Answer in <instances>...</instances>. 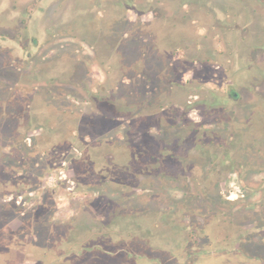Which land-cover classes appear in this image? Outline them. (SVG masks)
<instances>
[{"label": "rangeland", "instance_id": "obj_1", "mask_svg": "<svg viewBox=\"0 0 264 264\" xmlns=\"http://www.w3.org/2000/svg\"><path fill=\"white\" fill-rule=\"evenodd\" d=\"M99 2L0 0V164L10 171L8 181L0 177V264L39 263L43 256L24 250L41 243L55 248V258L71 252L51 258L53 264H93L84 253L96 245L113 254H141L131 261L139 264H264V2L233 3L239 11L227 19L232 29L222 36V21H213L214 31L202 29L224 54L193 69L203 84L201 103L189 114L195 132L153 129L146 138L150 146L158 140L187 159L166 162L171 175H150L133 197L120 191L127 182L106 178L111 157L97 141L103 133L113 135L97 118L100 109L113 107L101 97L106 75L98 51L80 39L84 30L97 28ZM163 7L169 12L174 2ZM129 17L131 30L134 13ZM117 40L113 33L112 49ZM59 66L67 73L58 76ZM229 82L240 100L218 102L210 93L223 97ZM131 90L120 86L106 96L121 100ZM34 112L49 120L33 121ZM31 121L36 130L29 144L23 127ZM36 178L30 189L27 183ZM13 215L24 216V224ZM234 245L243 250L228 251ZM121 256L116 263L127 264Z\"/></svg>", "mask_w": 264, "mask_h": 264}, {"label": "trees", "instance_id": "obj_2", "mask_svg": "<svg viewBox=\"0 0 264 264\" xmlns=\"http://www.w3.org/2000/svg\"><path fill=\"white\" fill-rule=\"evenodd\" d=\"M164 1L166 0H100V8H97V13H102V15L96 20L97 28L88 32L84 30L80 39L98 51V61L106 75L105 83L100 88L101 97H104L102 100H105L107 105L113 107L112 110L100 109V115L97 116L98 119L102 118L100 124L104 130L114 129L113 135L106 132L101 134L102 138L97 140L104 149L103 154L106 153L111 157V160L107 161L109 168L106 169V173L110 177L106 178L112 183H115L112 181L115 178L127 182L129 188L127 189L125 185L120 191L128 197L138 195L142 190L140 185L145 183L150 175L162 174L164 177L171 175L165 168V163L169 160H177L180 163L187 159L184 156H177V149L163 147L162 142L158 140H155L150 146L146 138L149 135L152 136L153 129H158L162 133L166 132L167 135L168 129L173 128L177 129L176 133L182 132L186 135L195 132L196 128L193 127L195 122L190 121L189 114L201 103L199 98L202 97L203 84L201 80L194 78L193 69L199 64L209 63L213 59L217 63L219 57L224 54V52L213 49L209 40L212 37H209L208 33L202 34L201 31L202 29L214 31L216 28L213 21H222L227 25V28L220 32L222 36L224 32L232 29L230 23H226L227 19L233 12L239 11L237 9L239 7L233 5V3H238V0H171L174 2V9L169 12L165 11L163 7ZM246 1L249 3L252 1L264 2L263 0ZM130 12L134 13L131 30L127 27ZM200 12L203 13V16L200 15ZM113 33H116L118 45L112 49L108 43ZM133 41L137 44L136 47H132ZM101 42L102 44H100ZM36 43H34L35 47ZM236 71L238 72L239 68ZM228 72L230 75H234V71L228 69ZM65 73H67L65 68L60 66L56 68L58 76ZM188 74H191L192 78H187ZM120 86L133 88V90L121 100H116L110 95L106 96L110 89H118ZM234 86H236L235 83L229 82L228 88L224 89L223 97L215 90H212L213 92L210 94L218 102L222 100L238 101L241 95ZM28 89L30 88L28 87ZM180 94H184L183 98H179ZM206 98L203 99L204 105L207 104ZM175 104L180 106L181 112L178 107L175 108ZM210 108L211 106H209ZM34 114V118H31L33 121L43 123L49 120L45 112H34ZM81 115L83 117L85 114ZM88 117L92 120L95 119V117L92 118V115ZM0 118L1 121L5 118L3 112L0 113ZM216 120L221 127L222 119L218 117ZM33 121L25 124L28 127H23V132L26 130L27 134L31 135L36 130L31 128ZM176 123L178 124L176 125ZM43 126L41 125V127ZM45 130L49 131L47 127ZM27 134L24 141L31 144L34 140L33 136H27ZM189 137L188 141L195 145L194 137L191 134ZM164 141L171 143L169 138ZM87 143L89 146V142ZM189 162L193 161L189 160ZM23 172L29 174L31 169L25 168ZM50 172L51 167L46 168L43 177L49 175ZM91 172L94 174L93 171ZM7 175H10L9 169L0 164V177L4 181H8ZM33 182L27 183L30 189L34 185H38L37 178ZM2 207L0 205V210ZM21 207L23 208V206ZM13 217L20 222L26 219L24 216L18 215H13L10 219ZM24 222L25 220L22 224ZM238 229L241 230L240 227ZM253 231L255 232L257 229L253 228ZM244 238L242 236L240 240ZM49 241L51 240L49 239ZM16 245L20 244L17 242ZM234 246V248L228 247V251L243 250L238 245ZM96 247L98 250L91 246L87 247L88 251L84 253V259L86 261L89 258L90 261L94 260L93 264H117L116 260L121 255L125 263L136 264L138 262L132 263V259L143 256L141 254L134 256L128 250H121V252L113 254L111 249L106 246L96 245ZM27 250L28 253L25 250L24 253L29 257L34 255V252L43 256L39 263L34 260L35 264H53L51 258L57 261L60 257L71 253L70 251L61 252L55 258V248H49L47 244L42 243L35 247L30 246ZM95 251H98V255H95ZM125 255L127 256L125 257ZM34 261H31L30 264H33ZM68 264H78V261L73 260Z\"/></svg>", "mask_w": 264, "mask_h": 264}, {"label": "water", "instance_id": "obj_3", "mask_svg": "<svg viewBox=\"0 0 264 264\" xmlns=\"http://www.w3.org/2000/svg\"><path fill=\"white\" fill-rule=\"evenodd\" d=\"M52 8H53V7L51 6V7H50V10H51Z\"/></svg>", "mask_w": 264, "mask_h": 264}, {"label": "built area", "instance_id": "obj_4", "mask_svg": "<svg viewBox=\"0 0 264 264\" xmlns=\"http://www.w3.org/2000/svg\"><path fill=\"white\" fill-rule=\"evenodd\" d=\"M50 180H53V178H50Z\"/></svg>", "mask_w": 264, "mask_h": 264}, {"label": "crops", "instance_id": "obj_5", "mask_svg": "<svg viewBox=\"0 0 264 264\" xmlns=\"http://www.w3.org/2000/svg\"><path fill=\"white\" fill-rule=\"evenodd\" d=\"M27 259H28V257H27ZM29 263H31V262H29Z\"/></svg>", "mask_w": 264, "mask_h": 264}]
</instances>
